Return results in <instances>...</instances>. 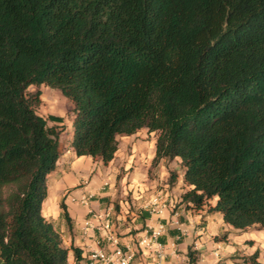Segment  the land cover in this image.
<instances>
[{
    "label": "trees",
    "instance_id": "obj_1",
    "mask_svg": "<svg viewBox=\"0 0 264 264\" xmlns=\"http://www.w3.org/2000/svg\"><path fill=\"white\" fill-rule=\"evenodd\" d=\"M32 84L73 102L77 156L108 163L147 128L188 208L264 228V0H0V264H71L43 213L61 132Z\"/></svg>",
    "mask_w": 264,
    "mask_h": 264
},
{
    "label": "crops",
    "instance_id": "obj_2",
    "mask_svg": "<svg viewBox=\"0 0 264 264\" xmlns=\"http://www.w3.org/2000/svg\"><path fill=\"white\" fill-rule=\"evenodd\" d=\"M118 139V150L110 162L89 155L77 156L71 147L61 152L56 168L48 176L49 192L43 213L60 233L65 246L81 249L77 261L70 250L71 264H111L92 260L94 252L111 254L116 246L94 227L96 220L86 224L90 213H102L106 209L112 211L120 245L124 250L130 249L133 262L138 264H249L244 257L259 250L261 245L264 247L262 230H253L254 226L239 229L226 223L221 212L211 209L216 200L201 209L187 207L189 202L185 204L181 197L189 188L183 179L184 167L179 188H174L175 179L170 181L174 163L181 159L162 158L154 165V132L142 128ZM125 192H132L130 202L120 199ZM156 198L167 204L161 212L150 211L149 203ZM118 200L121 208L115 210L114 203ZM160 223L164 224L158 238L161 248L156 245L141 248V238ZM190 250L196 255L194 262L190 260ZM259 254L261 259L263 253Z\"/></svg>",
    "mask_w": 264,
    "mask_h": 264
},
{
    "label": "rangeland",
    "instance_id": "obj_3",
    "mask_svg": "<svg viewBox=\"0 0 264 264\" xmlns=\"http://www.w3.org/2000/svg\"><path fill=\"white\" fill-rule=\"evenodd\" d=\"M38 89L42 91V95H41V102L37 107V111L38 113H40L41 115L45 116L48 119L49 125H55L60 129L61 132L59 137L60 152L64 153L71 148L70 141L72 137V118L74 115L73 102L68 97H66L59 88L51 87L45 84H40V85L32 84L28 87V91H36ZM50 115L61 116L63 118V121L62 122L52 121L49 119ZM154 134L157 137L156 132H154ZM170 159H174V158H168V160ZM182 167L183 165L181 161H177L176 163H174L175 171L174 172L171 171L170 173V181L171 182L174 181L172 180V178L176 180V183L174 184V188H179L178 183L182 181V177H181ZM91 175H93V173H91ZM120 178H121V173L118 175L117 183H119ZM118 193L119 194L121 193L120 189H118ZM121 197L122 198L120 199H124L125 201L130 202V200L132 199V192H127V193L125 192L124 196ZM119 200L118 202L116 201L114 203L115 210H119L121 208V203H119ZM184 202L185 204L187 203L186 201ZM211 209L212 211H216L217 213L220 212L218 210L213 209V207ZM255 229H260L262 230V232H264V228H261L259 226H254L253 230ZM259 252L263 253V255H261L260 260L264 259V247L262 245L259 247Z\"/></svg>",
    "mask_w": 264,
    "mask_h": 264
},
{
    "label": "built area",
    "instance_id": "obj_4",
    "mask_svg": "<svg viewBox=\"0 0 264 264\" xmlns=\"http://www.w3.org/2000/svg\"><path fill=\"white\" fill-rule=\"evenodd\" d=\"M166 205V202H160L158 198L149 203L151 212H161L164 208H166ZM92 220L97 221V223L94 224V227L103 232L104 237L116 246L115 250L111 254H107L105 252H94L91 255L92 260H103L104 262L111 264H138L133 262V255L130 253V249L127 248V250H124L120 245L112 220V211L110 209H106L102 213H90V217L87 219L86 224H91ZM163 230L164 224L160 223L150 234L147 233L143 238H141L139 241L140 247L149 248L152 245H156L157 248H161V243L158 242V238L162 234ZM159 256H161V252H159Z\"/></svg>",
    "mask_w": 264,
    "mask_h": 264
}]
</instances>
